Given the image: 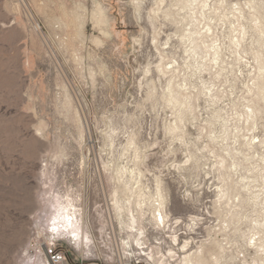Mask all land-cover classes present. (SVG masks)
I'll use <instances>...</instances> for the list:
<instances>
[{
	"label": "rangeland",
	"instance_id": "1",
	"mask_svg": "<svg viewBox=\"0 0 264 264\" xmlns=\"http://www.w3.org/2000/svg\"><path fill=\"white\" fill-rule=\"evenodd\" d=\"M47 248L264 264V0H0V264Z\"/></svg>",
	"mask_w": 264,
	"mask_h": 264
},
{
	"label": "built area",
	"instance_id": "2",
	"mask_svg": "<svg viewBox=\"0 0 264 264\" xmlns=\"http://www.w3.org/2000/svg\"><path fill=\"white\" fill-rule=\"evenodd\" d=\"M46 257L49 264H61L65 260L64 255L54 248H47Z\"/></svg>",
	"mask_w": 264,
	"mask_h": 264
},
{
	"label": "bare ground",
	"instance_id": "3",
	"mask_svg": "<svg viewBox=\"0 0 264 264\" xmlns=\"http://www.w3.org/2000/svg\"><path fill=\"white\" fill-rule=\"evenodd\" d=\"M70 225H71V226L73 225V221L70 222Z\"/></svg>",
	"mask_w": 264,
	"mask_h": 264
}]
</instances>
